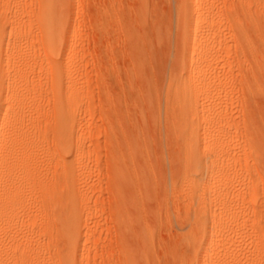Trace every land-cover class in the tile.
Returning a JSON list of instances; mask_svg holds the SVG:
<instances>
[{
    "label": "rangeland",
    "instance_id": "obj_1",
    "mask_svg": "<svg viewBox=\"0 0 264 264\" xmlns=\"http://www.w3.org/2000/svg\"><path fill=\"white\" fill-rule=\"evenodd\" d=\"M24 1L28 7L22 10L36 19L38 0H0V21H8L5 18L14 16L18 4ZM242 1H220L223 8L217 13L221 18L217 20L216 40L220 46L216 42L212 60L216 84L202 99H208L206 104L211 101L206 105L210 115L203 118V124L216 121L213 114L223 120L210 126L206 122L202 128L211 133L216 126V138L207 147L208 153L223 140L227 143V150L214 163H219L214 169L217 179L224 175L227 184L220 188L215 186L219 181L213 183L217 190L212 210L217 214L222 211L223 217L216 216L219 223L214 231L221 239L209 257H216L215 262L227 258L234 264H253L264 246V43L251 25L257 10L254 1L247 15L249 22L244 20L248 40L240 36L239 28L228 24V16L235 10L232 5ZM58 3L55 14L60 47L73 37L69 47L72 67L69 75L64 71L60 78L57 65L65 58L60 55L61 49L52 55L48 107L52 112L54 94L63 98L65 113L75 122V134L84 149L82 158L72 164L75 170L83 164L86 171L82 178L86 192L80 199L78 264H196L202 235L196 221L202 219L197 192L188 199L190 188L182 181L184 173H194L195 164L186 162L184 139L177 128H171L174 120L168 117L172 83L182 69V0ZM7 4L10 8L2 10ZM32 36L36 37L35 29ZM28 54L38 63L45 55L39 49ZM82 83L87 87L84 90ZM37 137L32 140L38 141ZM48 146L51 149L52 145ZM243 153L249 154L246 168ZM64 155L68 161L73 160L74 151H65ZM45 157L50 154L37 156L36 163ZM219 195L225 199L223 203L218 202ZM27 196L23 215L29 217L36 208L34 200L29 201L31 195Z\"/></svg>",
    "mask_w": 264,
    "mask_h": 264
},
{
    "label": "bare ground",
    "instance_id": "obj_2",
    "mask_svg": "<svg viewBox=\"0 0 264 264\" xmlns=\"http://www.w3.org/2000/svg\"><path fill=\"white\" fill-rule=\"evenodd\" d=\"M220 1L182 0V13L185 20L183 21L184 33L182 32L184 45L180 53L182 69L180 67L179 78H174L177 80L172 83L174 91L168 100V117L172 116L174 120L170 126L175 130L177 128L184 139L182 146L185 149L186 162L188 161L189 165L191 161L194 162L196 169H193L194 173L197 171L198 174V168H202L200 177L199 174L190 172L184 173V180H182L186 182L182 185L185 183L184 185L190 188V192L187 193L188 199L197 192L199 214L202 219L195 222L202 232L196 264H234L235 262H229L227 258L215 262L216 257H209L212 254L211 250H214L219 238L221 239L214 231L219 223L216 216L220 214L218 217H223L222 211L217 214L212 210V197L217 190L214 189V181H219V184L216 183L215 186L218 185L220 188L226 183L224 175H220L221 178L218 176L217 179V171L214 169H217L215 165L219 163H214L227 150V143L225 144L223 140L208 153L207 147H211L216 138L213 136L215 131L213 128L216 126L211 128L209 134L206 133V127L202 128L207 122L203 124V118L210 115H207L209 111L206 105L213 99L212 97L206 104L208 99L204 101V96L209 94V89L216 80L213 77L215 68L212 60L214 48H217L216 40L219 39L217 36L220 21L217 25V20L221 16L217 13L223 8ZM253 1L254 8L257 10L251 25L253 29L259 31V39L264 43V21L260 18L264 16V0H249V2L247 0L246 3L244 0L239 4L236 3L237 6L233 4L231 9L235 8V10L228 14V24L239 28L240 36L248 40L249 34L244 27V20L249 22L247 15ZM27 4L25 1L19 3L18 12L14 16L5 18L8 21L4 23L0 21V264H78L80 260L78 247L81 242L80 199L86 192V184L82 180L86 171L83 164L78 166L77 170L72 167V164L82 158L84 149L75 134V122L70 114L65 113L63 98L54 94L53 111L51 112L48 107L50 60H53L52 55H56L61 49L60 55L65 58V61L57 65L58 72L60 78L64 71H67L69 75L72 67L70 64L72 52L69 47L73 37L60 47V33L56 26L58 18L55 14L59 6L58 0H38L39 9L36 19L31 13L28 14L27 10L28 15L24 13L23 7H28ZM10 6L7 4L2 10L6 11ZM34 29L36 37L32 36ZM217 43L220 44L219 41ZM38 49L44 50L45 54L42 55L39 63L33 61V56L28 54ZM84 88L87 87L82 83V90ZM44 94L47 95V99L44 98ZM85 95H88L87 90ZM72 97L76 98L75 94ZM213 116H215L213 120H216L214 122L223 120L221 116L216 117L214 114ZM197 121L199 126L196 125ZM211 124L207 122L206 126ZM69 126H73L72 129ZM34 136H38V139L36 138L38 141L32 140ZM33 141L34 144H31ZM251 143L249 142V145ZM49 144L52 145L51 149L48 148ZM70 150L74 151V158L68 161L64 153ZM30 151L39 153L30 154ZM41 154L43 156L50 154V157H45V160L36 163L37 156ZM248 156L244 154L246 157L244 168L248 164L246 161ZM209 166L213 168L211 173ZM28 194L31 195L29 201L31 199L35 201L33 203L36 208L29 217L23 215L28 203ZM221 196L219 195L218 202L223 203L225 199ZM210 215L212 216L211 224H209ZM217 230L220 229L217 228ZM86 242L85 239L84 244ZM61 245H64L67 250H63ZM263 255L264 246L261 245L257 260L253 261V264H262Z\"/></svg>",
    "mask_w": 264,
    "mask_h": 264
}]
</instances>
